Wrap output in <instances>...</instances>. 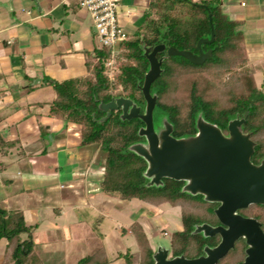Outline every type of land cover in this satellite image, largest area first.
Masks as SVG:
<instances>
[{"label":"trees","instance_id":"16d2710c","mask_svg":"<svg viewBox=\"0 0 264 264\" xmlns=\"http://www.w3.org/2000/svg\"><path fill=\"white\" fill-rule=\"evenodd\" d=\"M150 7L151 13L136 31L119 42L118 52L113 56L112 78L106 64L112 56L108 46H101L87 55L85 76L63 81L44 78L55 89L49 114L78 124L80 143L97 144L104 151L103 192L153 205L179 206L182 229L170 234L171 253L197 256L203 245L211 241L190 232L194 224L215 218L216 203L205 202L200 195L181 192L182 182L169 178L162 179V186H146L147 179L142 174L146 163L127 148L142 139L137 136L142 121L138 118L122 121L120 110H113L100 122L98 119L105 113L98 108V103L123 96L133 100L142 110L145 101L138 85H142L148 68L142 46L151 48L164 43L166 49L175 47L197 53L198 40L210 37L209 16L214 39L201 45L203 51L211 49L209 59L193 64L185 57L167 55L166 49L157 55L163 57V71L150 85V92L157 95L153 111L167 115L173 134L177 136L195 132L198 112L226 132L228 120L247 111L242 130L251 133L250 138L255 142L251 161L258 163L264 157V92L257 87L251 69L246 67L243 35L236 28V22L222 12L219 0H155ZM244 211L260 221L264 231V204L250 205ZM34 226L25 224L21 212H7L0 207V238L7 240L0 264H42L33 250ZM128 228L139 250L119 253L118 257H123V264H151L153 249L142 225L135 220ZM121 232L126 233V229L122 228ZM244 246L243 242L236 245L222 260L223 264H234L241 259ZM110 263L104 248L99 247L76 264Z\"/></svg>","mask_w":264,"mask_h":264},{"label":"crops","instance_id":"0c3cea01","mask_svg":"<svg viewBox=\"0 0 264 264\" xmlns=\"http://www.w3.org/2000/svg\"><path fill=\"white\" fill-rule=\"evenodd\" d=\"M154 1L120 0L117 20L128 36ZM219 3L241 31L246 67L264 92V0ZM99 47L92 19L76 0H0V207L35 225L34 249L52 256L65 255L79 232L88 237L97 227L103 239L115 228L131 233L128 226L147 215V207L132 210L131 200L102 191L104 157L98 161L97 144H81L78 124L49 114L55 92L44 78L85 76L87 55ZM112 211L127 212L130 224ZM6 245L0 238V263Z\"/></svg>","mask_w":264,"mask_h":264},{"label":"water","instance_id":"95a60500","mask_svg":"<svg viewBox=\"0 0 264 264\" xmlns=\"http://www.w3.org/2000/svg\"><path fill=\"white\" fill-rule=\"evenodd\" d=\"M209 21L210 37L198 40L197 53L175 47L166 49L164 43L151 48L142 46L148 61L143 83L138 85L145 101L142 110L133 100L123 96L98 103V108L105 113L98 119L100 122L113 110H120L122 121L132 118L142 121L137 136L143 140L133 142L127 148L145 161L142 174L147 179L146 186H162V179L169 178L183 182L181 192L201 195L205 202L218 203L214 213L221 225L195 224L191 231V234L201 233L203 237L219 234L221 240L216 246H204L203 255L187 259L182 254L169 258V249L158 245L152 254V264H214L241 237L245 238L248 247L244 260L238 264H264V233L259 222L237 213L238 209L250 204H264V157L258 163L251 161L255 142L250 138V132L242 130L247 111L228 120L227 133L206 120L201 112L196 115V132L191 136H172L173 126L166 116L157 126L153 122L157 95L150 92V85L163 71V57L157 55L166 49L169 56L179 55L193 64L203 63L212 54L211 49L203 51L201 48L203 43H211L214 39L210 16Z\"/></svg>","mask_w":264,"mask_h":264},{"label":"rangeland","instance_id":"374dc122","mask_svg":"<svg viewBox=\"0 0 264 264\" xmlns=\"http://www.w3.org/2000/svg\"><path fill=\"white\" fill-rule=\"evenodd\" d=\"M114 63L113 58L112 64L108 66V75L110 78L113 77V72L115 70ZM53 91L55 92L54 88ZM153 115L156 120V125L161 122L162 117H167L165 114L159 115V113L156 112H154ZM97 153H99L98 161L102 162V158L105 157L104 151L98 150ZM143 206L147 207L145 209L147 215H140L137 221L144 225L143 229L153 251L156 250L158 245H163L170 249V234L178 230L177 226L181 223L180 207L169 203L151 206L138 199L131 200L129 207L134 210L135 208H143ZM112 217L119 219L120 223L124 226H128L131 222L127 212L120 214L117 211H112ZM151 219L155 221V226L150 223ZM96 228L93 229L94 231L88 235V237H86L87 234L85 232H79L77 235L78 237L73 238L72 241L69 242L66 253L63 256L60 252L53 254V256L48 253H43V251H40L39 247V249H33L34 253L42 264H76L80 258L91 255L97 248L103 247V244L106 247L105 253L111 260L110 264H123V257L119 258V253H125L126 251L137 252L139 250L137 241L131 233L127 232L123 234L115 228L103 239L100 230ZM67 232L69 233L68 228H66L62 234H66Z\"/></svg>","mask_w":264,"mask_h":264},{"label":"built area","instance_id":"2783aa9c","mask_svg":"<svg viewBox=\"0 0 264 264\" xmlns=\"http://www.w3.org/2000/svg\"><path fill=\"white\" fill-rule=\"evenodd\" d=\"M76 1L79 7L89 13L100 47L108 46L111 48L112 56L106 63L107 66H110L113 56L118 52L119 42L128 36L117 20V8L120 0Z\"/></svg>","mask_w":264,"mask_h":264},{"label":"flooded vegetation","instance_id":"af4514ba","mask_svg":"<svg viewBox=\"0 0 264 264\" xmlns=\"http://www.w3.org/2000/svg\"><path fill=\"white\" fill-rule=\"evenodd\" d=\"M153 114H154V111H153ZM153 122H154V125L157 126V125H156V120H155V118H154V115H153ZM195 132H196V130H195ZM195 132L192 133V134H183V135H180V136H191V135L195 134ZM223 133H227V131H226V132H223ZM172 136H174V137H180V136L174 135V134H173V131H172ZM140 140H143V138L140 139ZM182 185H183V182H182ZM189 195H190V194H189ZM200 196H201V195H200ZM201 198H202V196H201ZM202 200H203V199H202ZM208 203H209V202H208ZM250 205H253V204H250ZM250 205H249V206H250ZM217 206H218V203H216V206L213 208V212H214V209H215ZM249 206H248V207H249ZM248 207L243 208V209H238V210H237V213L240 214V215L243 216V217H250V218H254V219H256L254 216L249 215V214L246 213V211H244V210H246ZM214 216H215V218L212 219L210 222H202V223L209 224V225H211L212 227L220 226V225H221V222L218 220V218L216 217L215 213H214ZM256 220H257V219H256ZM257 221H258V220H257ZM258 222H259V224H260V228H261V230L263 231V229H262V227H261V223H260V221H258ZM197 224H201V223H197ZM181 225H182V224H181ZM194 225H195V224H194ZM194 225H193V227H194ZM224 227H226V226H224ZM192 230H193V229H192ZM192 230H191V231H192ZM190 233H191V232H190ZM263 233H264V231H263ZM199 234L202 235L201 233H199ZM195 235H196V234H195ZM202 237H203V235H202ZM204 238L209 239V241H211V243H210V244L206 243V244L203 245V247H204V246L214 247V246H216V245L220 242V240H221V236H220L219 234H215V235H213V236H208V237H204ZM242 242L245 244V246H244V248H243V253H244V255H243V257H242L241 259L237 260L234 264L241 263V262L244 260L245 256H246L245 249L248 247L247 243L245 242V238H243V237L238 238L237 240H235V241H234V244H233V247L230 248V249L227 251V253H226L224 256H222L221 258H219L214 264H223L222 260L227 256V254H228L231 250H233L234 247H235L236 245H238L239 243H242ZM203 247H202V252H201L200 254H198L197 256L186 257V256H184L183 254H182V255H183L185 258H187V259L197 258V257H199L200 255H203ZM153 252H154V251H153ZM180 255H181V254H180ZM174 256H177V255H173V254L171 253V250L169 249L168 257L171 258V257H174ZM152 260H153V259H152ZM152 263H153V262H152ZM152 263H151V264H152Z\"/></svg>","mask_w":264,"mask_h":264}]
</instances>
